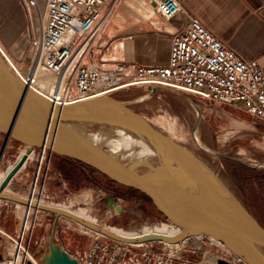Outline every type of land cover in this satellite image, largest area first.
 <instances>
[{
	"label": "built area",
	"instance_id": "2783aa9c",
	"mask_svg": "<svg viewBox=\"0 0 264 264\" xmlns=\"http://www.w3.org/2000/svg\"><path fill=\"white\" fill-rule=\"evenodd\" d=\"M117 1L45 0L40 10L36 0H21L30 21L29 62L22 68L1 43L0 57L14 75L18 69L29 79L39 67L53 74L57 80L50 102L59 106L130 89L151 92L154 88H165L205 102L241 109L254 120L264 122V73L258 62L241 59L194 18L190 17L187 25L172 36L164 66L120 63L103 67L92 60V52L99 46ZM147 4L166 21L183 12L182 0H147ZM32 10L36 11L35 17ZM35 150L38 157L43 156L41 162L37 157L36 173L39 174L47 151ZM40 212L24 215L23 211L13 235L0 228V264H41V250L33 253L30 249ZM72 225L73 230L87 237L88 246L77 253L61 247L78 264H245L225 246L206 236L196 242L129 244Z\"/></svg>",
	"mask_w": 264,
	"mask_h": 264
},
{
	"label": "water",
	"instance_id": "95a60500",
	"mask_svg": "<svg viewBox=\"0 0 264 264\" xmlns=\"http://www.w3.org/2000/svg\"><path fill=\"white\" fill-rule=\"evenodd\" d=\"M159 90L154 88L149 95ZM113 95L69 106L56 105L30 90L0 57V135L5 137L4 148L13 141L25 147L27 153L45 150L87 167L142 193L167 221L181 229L173 240L147 237L124 242L98 227L85 226L106 238L129 244H173L191 233H200L223 244L245 264H264V229L236 196L192 153L134 113L131 107L138 103L119 101ZM117 132L141 143L150 155L135 161L124 149L116 150L111 140ZM25 162L24 155L3 181L0 193ZM0 200L30 205L9 196H0ZM40 210L58 217L49 209ZM113 210L119 215L122 207L113 205ZM55 223L41 264H78L54 243Z\"/></svg>",
	"mask_w": 264,
	"mask_h": 264
},
{
	"label": "rangeland",
	"instance_id": "374dc122",
	"mask_svg": "<svg viewBox=\"0 0 264 264\" xmlns=\"http://www.w3.org/2000/svg\"><path fill=\"white\" fill-rule=\"evenodd\" d=\"M122 1L118 0L114 9ZM145 4L152 10L150 5ZM132 8L135 9L134 6ZM30 53V50L26 53L25 62L29 61ZM149 94L143 89H130L113 96L119 101L138 103L131 107L132 111L206 165L264 229V122L254 120L241 109L205 102L180 92L161 89L152 96ZM194 132L198 134L203 148L195 144ZM4 142L5 137L0 135V148H4ZM21 147L10 141L4 152H0V180L17 163ZM49 155L47 152L38 176L34 195L36 203L54 207L66 205L74 213L83 211L90 221H100L102 228L121 234L165 230L172 225L150 200L151 203L82 166ZM37 157L38 151L35 150L33 160L26 164L17 178L18 182H9L5 194L25 198L30 194L38 165ZM78 199H82L80 203ZM113 205L122 207L119 215H114V212L111 215ZM24 210V205L17 208L15 203L1 201L0 228L13 235ZM57 218L55 214L43 211L37 215L30 249L36 253L40 248V259L47 252V240L55 222L54 243L74 253L84 251L88 246L87 237L72 229L71 220L60 217L61 220L57 221Z\"/></svg>",
	"mask_w": 264,
	"mask_h": 264
},
{
	"label": "crops",
	"instance_id": "0c3cea01",
	"mask_svg": "<svg viewBox=\"0 0 264 264\" xmlns=\"http://www.w3.org/2000/svg\"><path fill=\"white\" fill-rule=\"evenodd\" d=\"M142 1L147 3L124 0L112 10L92 60L103 67L120 63L164 66L172 36L191 17L244 61L256 60L264 73V0H182L183 12L169 21L149 10ZM36 3L42 10L45 0ZM32 16H36L35 10ZM0 42L10 57L25 68L29 62H25V56L30 50V21L21 0H0ZM3 150L1 147L0 152ZM19 175L11 182H18Z\"/></svg>",
	"mask_w": 264,
	"mask_h": 264
},
{
	"label": "bare ground",
	"instance_id": "6f19581e",
	"mask_svg": "<svg viewBox=\"0 0 264 264\" xmlns=\"http://www.w3.org/2000/svg\"><path fill=\"white\" fill-rule=\"evenodd\" d=\"M16 70H17V72H16L15 75L18 78H20V80H22L24 83H26L30 87V90H32L33 92L37 93L38 95H40L41 97H43V98H45V99H47L49 101L51 100L50 96H51V94L54 93L53 85H54V83L57 80L56 77L53 74H50V73L46 72L45 70H43L41 67H39V69L35 73L34 77L28 79L24 72H20L18 69H16ZM161 89H165V88H160V90ZM147 98H148V96H146V99ZM97 99H101V98H97ZM97 99H91V100L93 101V100H97ZM91 100H89V101H91ZM134 103H136V102H134ZM196 114H197L198 117L200 116L198 110H196ZM193 139L195 141V144L197 143L199 148L200 147L203 148V145H202V143H200L197 133H195V135H193ZM111 143L114 144V146L116 147L115 148L116 150L119 149V148L124 149L127 152V155L130 157V159H133L135 161L143 160V159H145L146 157H148L150 155V152H148L147 149H145L144 146L141 143H138V142L134 141L128 135H125L122 132H117L116 135H115V138L111 140ZM204 150L207 151V149H204ZM3 152H4V150L2 151V153ZM24 155L26 156V162L24 163L22 168L17 172L18 175H19V173L21 171H23V169L25 168L26 164L33 160L34 155H35V151L34 150H30L27 153V149L22 146L21 151L19 153L18 160ZM42 160H43V156L40 155L39 156V162H41ZM14 166L12 167V169L14 168ZM38 176H39V174L36 173L34 181H33L32 186H31L30 194L26 198H20V197H17V196L5 194L4 191L6 190V188H8L10 183L5 188H3L2 192L0 193V196H9V197H13V198H17L19 200L25 201L26 203H30L29 206L28 205H24L25 206L24 215H26L28 212H30L32 210L35 211V212H38V211H41L40 208H46V209H49V210H51L53 212H56L58 214V217H61L63 215L68 216L69 218H71L69 220H71L75 225H77V227H80V228H82V229H84V230H86L88 232L89 231L94 232V231H92V230L88 229L87 227H85L86 225L98 227V228L102 229L103 231L114 235L118 240L124 241V242L140 240V239L147 238V237H159V238H163V239H166V240H173L176 237H178L180 235V233H181V229H179L175 225H171L165 230L153 229V230H149V231L141 232V233H122L121 234V233H117V232H114V231H109V230H106V229L102 228V226L100 225V221H97V220L90 221L85 216L83 211L79 212V213H74V212H71L70 208L67 207L66 205L65 206H55L54 207L51 204H44L43 205V204L36 203L34 201V195L36 193ZM6 177L0 180V187H1L2 183H3V181L6 179ZM82 197H80V198H82ZM81 200H79L78 203H80ZM0 202H1V200H0ZM18 205H22V204H18ZM113 212H114V210L112 208L110 210V213H111L112 216H113ZM111 215H110V217H111ZM72 219L75 220V221H73ZM94 233H96V232H94ZM96 234L101 235L99 233H96ZM203 236H205V235L200 234V233H191V234L187 235L186 237H184L181 241L196 242ZM208 238L211 241H213V242H217L216 240H214L211 237H208ZM217 243H219V242H217ZM173 244H175V243H173ZM219 244H221V243H219Z\"/></svg>",
	"mask_w": 264,
	"mask_h": 264
},
{
	"label": "trees",
	"instance_id": "16d2710c",
	"mask_svg": "<svg viewBox=\"0 0 264 264\" xmlns=\"http://www.w3.org/2000/svg\"><path fill=\"white\" fill-rule=\"evenodd\" d=\"M15 143H16V142H15ZM16 144H18V143H16ZM51 156H52V157H56L57 159H59V160H61V161H63V162H67V163H70V164H71V163H74L73 161H70L69 159L59 158V157H57V156H55V155H53V154H52ZM75 164H77V165H79V166H82V165H80V164H78V163H75ZM82 168H84L85 170L89 171V172L92 173V174H95V175H97V176L103 178L104 180H106V181L109 182V183H112V184L118 185V184L112 182L111 180H109V179H107V178H105V177H103V176H101V175H98L97 173L93 172L92 170H90V169L87 168V167L82 166ZM118 186L121 187V188H124L125 190H129V191L134 192L135 194H137V195H139V196L145 198L149 203H151V202L149 201V199H147V197H146L145 195H143L142 193H140V192H138V191H135V190H132V189H129V188H126V187H123V186H120V185H118Z\"/></svg>",
	"mask_w": 264,
	"mask_h": 264
}]
</instances>
